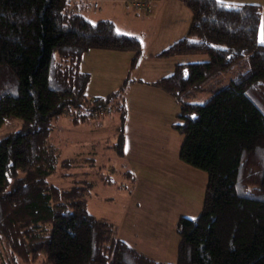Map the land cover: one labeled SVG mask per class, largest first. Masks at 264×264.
I'll use <instances>...</instances> for the list:
<instances>
[{"label":"trees","instance_id":"16d2710c","mask_svg":"<svg viewBox=\"0 0 264 264\" xmlns=\"http://www.w3.org/2000/svg\"><path fill=\"white\" fill-rule=\"evenodd\" d=\"M67 1L0 0V126L21 123L0 137V264H166L92 215L85 189L48 183L60 163L61 151L50 141L59 116L81 124L115 110L122 126L126 119L124 87L89 98L90 75L80 70L84 56L93 49L131 51L135 68L143 53L137 37L118 32L111 20L90 22L81 12L89 6L69 13ZM180 1L192 13L189 32L159 57L209 60L178 64L158 87L180 101L246 56L251 69L205 103L180 101L174 125L184 136L180 158L207 172L208 184L201 214L179 220L174 264H264V45L258 41L263 8Z\"/></svg>","mask_w":264,"mask_h":264},{"label":"crops","instance_id":"0c3cea01","mask_svg":"<svg viewBox=\"0 0 264 264\" xmlns=\"http://www.w3.org/2000/svg\"><path fill=\"white\" fill-rule=\"evenodd\" d=\"M108 1L111 0H107L105 3ZM260 5L263 8V14L258 41L264 45L261 42L264 39V0L260 1ZM176 8V4L171 0H156L151 14L144 15L131 8L134 14L146 17L145 20L134 17V21L143 26V30L135 34L140 37L142 34L146 40L143 53L135 68L132 67L135 54L131 51L93 49L84 56L80 64V70L90 75V81L86 88L89 98L108 97L121 92V88L124 87L121 96L124 99L126 119L122 126L121 117H119L118 122L114 125L117 132L114 130L112 135L118 141L119 130L121 126L123 127L124 149L123 154L119 156L122 158L121 166L125 169L124 179H127L131 186L128 203H135L136 207L140 209L141 216L147 219L146 222L158 234L156 233L155 239L146 237L143 240L144 247L136 244L135 239L133 241L135 245H132L129 239L121 240L162 263H166V261L153 257L156 256L154 250L166 255L164 244L168 242V239H162V235L157 230L165 228L170 232L176 228L178 233L179 220L184 217L179 216L178 207H191L192 201L188 200V194L194 193L193 191L202 192L201 184H205L206 188L208 184V180L206 184L203 174L196 170L197 168L185 163L180 158L184 136L174 128V125L179 122L181 102L156 85L159 80L171 75L178 64L200 62L194 60L195 55L159 57L164 50L183 39L189 32L192 13L175 12ZM102 15L111 18L112 13L104 11ZM130 17L133 18L131 15ZM93 55L96 57L92 58ZM204 60L205 58H201V61ZM89 61L96 67L92 66ZM108 71L114 73L110 74ZM111 75H117L115 76L117 81H114L113 84L107 80ZM128 79L129 82L125 86ZM71 124L75 127L81 126L72 122ZM101 125L103 126L104 122H101ZM142 189L144 190L141 191ZM136 223L138 222L136 221ZM173 238L176 240V247L179 250L180 236L179 241L175 237ZM167 254H170L169 256L176 254L174 246ZM176 256L178 259V251Z\"/></svg>","mask_w":264,"mask_h":264},{"label":"rangeland","instance_id":"374dc122","mask_svg":"<svg viewBox=\"0 0 264 264\" xmlns=\"http://www.w3.org/2000/svg\"><path fill=\"white\" fill-rule=\"evenodd\" d=\"M101 1L104 2L100 11L94 12L90 9H84L81 10V12H83L86 15V18L92 23H97L102 19L111 20L115 24L118 32L137 37L144 48V42L146 40L143 35L141 34L140 37L138 34H135L138 31H142L143 26L134 21V19L141 18L142 20H145L146 17H142L141 14H134L131 8H127L121 0H111L106 3L105 1L107 0ZM171 1L177 6L175 12H188L191 14L189 8L180 0ZM218 1L229 5L250 3L260 5L261 0ZM104 11L105 13L110 12L112 15L114 14V16L111 15V18H106L102 15ZM130 15L133 16V18H131ZM132 33L135 35H131ZM95 57L96 56L94 55L92 56V58ZM201 58H205V60L201 61ZM194 60L206 62L209 58L206 55H195ZM90 63L92 66L96 67L94 63ZM250 69V59L249 56H246L229 71L220 72L209 77L200 87L180 96V101L187 103H205L218 91L226 87L231 81L235 80L239 75L246 73ZM108 72L110 74L114 73L112 71ZM115 76L117 75H111V77L107 79L110 84L117 81ZM115 103L116 102H113V107L115 106ZM149 103L152 104L153 102ZM119 117L120 112L114 110L102 117L93 116L88 121L81 123L80 127H75L71 124L69 116H59L54 122V130L50 136V141L60 149L62 158L60 156V163L57 166L56 172L48 178V183L65 190L72 188L80 189V187H82L87 193L88 211L92 215L98 218L107 219L116 225L119 229L118 237L120 239H129L132 245H135L133 241L136 240V244L144 247L143 240L146 237L155 239L157 232L150 224H148V222H146L147 219H144V217L141 216L139 213L140 209L136 207L135 203H128L131 186L130 183L127 182V179H124L125 169L121 166L122 158H120L115 145L118 141L112 135L114 130L117 132L114 125L118 122ZM101 122H104L103 126L101 125ZM20 125L21 123L18 120L11 123H5L0 126V137L11 131L18 130ZM61 159H63L62 161L64 163H61ZM196 170L203 174L205 183L207 184V172L201 169L200 171L198 168ZM201 185L202 192L193 191L194 193L188 194V200L192 201L191 207H178L179 216L196 219L199 214H201L206 188L205 184ZM143 190L144 189L141 191ZM136 221L138 223H136ZM157 231L162 235V239H168V242L166 241L167 243L164 244L166 255H162L158 250H154V255L156 256H152L156 259L166 261V263L176 262L178 248L176 247V240L173 238L175 237L177 241H179V235L176 232V228L170 232L165 230V228H159ZM173 246L176 254L169 256L170 254L168 255L167 252H169L171 248L173 249ZM149 254H152V252H149ZM165 257L166 259H164ZM36 264H42V262L39 261Z\"/></svg>","mask_w":264,"mask_h":264},{"label":"built area","instance_id":"2783aa9c","mask_svg":"<svg viewBox=\"0 0 264 264\" xmlns=\"http://www.w3.org/2000/svg\"><path fill=\"white\" fill-rule=\"evenodd\" d=\"M104 2V1H103ZM103 2L101 0H68L69 13L75 9L78 5L89 6L94 12L102 9ZM125 6L132 7L135 10L144 13L151 14L153 12V6L155 0H121Z\"/></svg>","mask_w":264,"mask_h":264},{"label":"snow or ice","instance_id":"6c2138e0","mask_svg":"<svg viewBox=\"0 0 264 264\" xmlns=\"http://www.w3.org/2000/svg\"><path fill=\"white\" fill-rule=\"evenodd\" d=\"M262 43H264V39H262V41H261Z\"/></svg>","mask_w":264,"mask_h":264}]
</instances>
